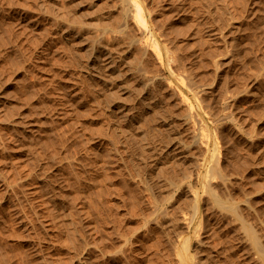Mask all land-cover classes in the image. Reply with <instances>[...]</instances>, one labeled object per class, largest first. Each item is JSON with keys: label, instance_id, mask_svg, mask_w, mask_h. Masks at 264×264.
Listing matches in <instances>:
<instances>
[{"label": "rangeland", "instance_id": "374dc122", "mask_svg": "<svg viewBox=\"0 0 264 264\" xmlns=\"http://www.w3.org/2000/svg\"><path fill=\"white\" fill-rule=\"evenodd\" d=\"M0 264H264V0H0Z\"/></svg>", "mask_w": 264, "mask_h": 264}, {"label": "bare ground", "instance_id": "6f19581e", "mask_svg": "<svg viewBox=\"0 0 264 264\" xmlns=\"http://www.w3.org/2000/svg\"><path fill=\"white\" fill-rule=\"evenodd\" d=\"M72 10H74V9H72ZM140 39H137L135 41L134 40L129 41L128 43L125 44V46L130 49V47H134V45L136 43H139V45L142 46L144 50H147L148 49V44L145 42V40H143V39L140 40ZM92 44L91 43L87 44V46H88L87 61H88L89 64H91V69L95 73L94 75H96V76L101 75L102 74V70L105 71V72H108L109 75L110 74L114 75L113 78L111 79V81H107V80L105 81V84H107V85L110 84V86H115V88H116V91L112 90V91L108 92V94L112 98V101L115 98L124 99L125 97H123L122 94L129 93L128 94V96H129L130 93L133 92L132 90L136 89V97L140 101L143 102L142 106L138 107V110H137L138 112L137 113H134V114L133 113H127V112H126L127 114L123 113L121 115V122H126L129 125L136 126V127H138L137 129H140V127L142 129H145L146 125L148 127L152 128L153 127L152 126V121H154V117L147 118L146 111H155L156 110V105H157L156 101H155L156 98H155V96H150L151 84H152L151 82H153L151 80L154 79L156 76H153V75L151 76L150 75V77H147V76H144V75H140L139 76L140 81L136 83V85L139 86V87L134 88L135 87L134 86L133 88H131V85H129L127 83L125 77L120 76L122 73H117L116 74V70H117L116 61H117V59L119 60L121 58V59L127 60L128 58H130V53L129 52H125L124 54L122 53L121 56L119 58H117V55H114L111 50H107L106 47L105 48L104 47L97 48V45L94 46V44L93 45ZM128 69L125 71V74L130 73L128 71ZM136 70L137 69L135 68V71ZM155 80H156V78H155ZM130 91H132V92H130ZM116 94H117V96H114ZM120 96H121V98H120ZM145 98H148V100L144 101L143 99H145ZM127 100L128 99H126L125 101H127ZM155 113H157L155 115V117L163 118V116L158 114L157 111H155ZM187 118H186V121H184L185 123L191 121V119L188 121ZM189 124H192V123H189ZM188 126H190V125H188ZM153 129H155V128H153ZM190 137H192V141H193L192 143L198 144L200 142L201 136L199 137V135L194 130L190 131ZM177 146H178V148H180V150H181L180 152H184L182 150L183 149L182 146H180V145H177Z\"/></svg>", "mask_w": 264, "mask_h": 264}]
</instances>
